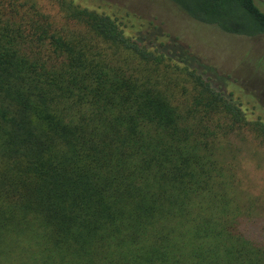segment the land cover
<instances>
[{
    "label": "trees",
    "instance_id": "obj_1",
    "mask_svg": "<svg viewBox=\"0 0 264 264\" xmlns=\"http://www.w3.org/2000/svg\"><path fill=\"white\" fill-rule=\"evenodd\" d=\"M167 1L264 36L255 0ZM60 11L79 32L0 0V264H264L221 159L242 131L264 143L260 119L160 26Z\"/></svg>",
    "mask_w": 264,
    "mask_h": 264
},
{
    "label": "rangeland",
    "instance_id": "obj_2",
    "mask_svg": "<svg viewBox=\"0 0 264 264\" xmlns=\"http://www.w3.org/2000/svg\"><path fill=\"white\" fill-rule=\"evenodd\" d=\"M36 10L59 31L79 32L65 18L60 2L87 8L139 28L144 23L160 26L170 37L213 67L228 82V91L245 110L247 120L260 119L264 125V36L245 38L226 35L188 18L167 0H19ZM264 13V0H255ZM241 102V103H240ZM254 133L242 131L231 141L221 159L233 167L237 184L235 196L251 219L264 221V143ZM262 223V222H261Z\"/></svg>",
    "mask_w": 264,
    "mask_h": 264
}]
</instances>
